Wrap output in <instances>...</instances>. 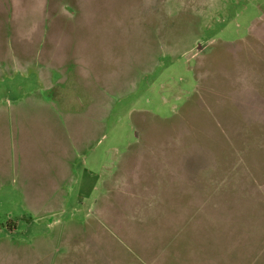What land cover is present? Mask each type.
Segmentation results:
<instances>
[{
    "label": "rangeland",
    "instance_id": "374dc122",
    "mask_svg": "<svg viewBox=\"0 0 264 264\" xmlns=\"http://www.w3.org/2000/svg\"><path fill=\"white\" fill-rule=\"evenodd\" d=\"M0 264H264V0H0Z\"/></svg>",
    "mask_w": 264,
    "mask_h": 264
},
{
    "label": "crops",
    "instance_id": "0c3cea01",
    "mask_svg": "<svg viewBox=\"0 0 264 264\" xmlns=\"http://www.w3.org/2000/svg\"><path fill=\"white\" fill-rule=\"evenodd\" d=\"M57 111V110H56ZM58 112V111H57ZM71 114L75 115L76 113L75 112H72ZM20 126V125H19Z\"/></svg>",
    "mask_w": 264,
    "mask_h": 264
}]
</instances>
